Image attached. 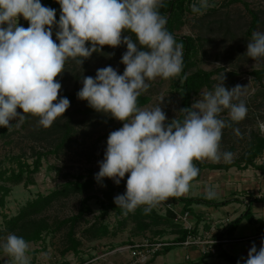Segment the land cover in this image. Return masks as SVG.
<instances>
[{"label":"clouds","instance_id":"clouds-1","mask_svg":"<svg viewBox=\"0 0 264 264\" xmlns=\"http://www.w3.org/2000/svg\"><path fill=\"white\" fill-rule=\"evenodd\" d=\"M57 3L58 21L56 10L42 5L41 0H0V127L10 129L15 121L18 128L27 114L38 117L40 126L50 127L70 107L68 98H58L62 86L56 78L64 72L65 63L71 59L82 66L103 46L124 44L123 74L111 66L98 69L94 78L83 77L77 92V98L97 112L123 122L109 134L94 177L101 186L104 178L119 185L128 174L126 192L114 198L115 205L125 214L143 206L148 214L169 197L190 190V182L199 174L194 161L232 162L234 154L220 150L222 130L231 127L221 113L227 110L235 123L246 118L248 109L240 99L246 87L236 85L229 90L223 76V83L180 110L182 120L167 123L161 106L138 107V97L150 87L146 81L170 79L183 69L184 45L167 30V17L159 11L164 0ZM210 6L208 0H199L190 7L203 15ZM20 17L29 22L27 28L18 24ZM53 28L57 29L56 40ZM125 32L134 34L136 40ZM246 54L253 61L264 58V32L252 33ZM257 125L264 134V122L258 120ZM233 131L241 136L238 128ZM216 195L212 187L205 188L207 199ZM0 248L12 264H30L29 243L23 237L10 233ZM245 264H264V240L259 249L252 244Z\"/></svg>","mask_w":264,"mask_h":264},{"label":"rangeland","instance_id":"rangeland-1","mask_svg":"<svg viewBox=\"0 0 264 264\" xmlns=\"http://www.w3.org/2000/svg\"><path fill=\"white\" fill-rule=\"evenodd\" d=\"M231 1L208 0L211 6L203 15L191 13L185 9L188 6L191 10L190 6L193 3L198 4L199 0H191L190 3L185 1L183 5L185 10L179 16L180 19L177 22L174 34L177 37H191L197 42V54L195 58H192L195 63V66L191 69L192 72L196 70L213 72L211 89H202L197 95L193 96V103L201 98V93L212 91L216 85L223 83V76L225 77L224 86L229 90L236 85L246 87L240 97V99L245 101L248 109L246 118L239 123H235L229 120L227 110L221 113V118L233 125L231 124V127H226L222 130L220 150L221 152H232L234 157L231 163H233L244 155L245 150H247V141L251 134L258 132L264 138V134L259 131L257 125L258 120L264 122V77L259 81L252 74L253 72L264 70V58L253 61L246 54L247 43L251 40L247 36L251 23V16L248 10L256 13L260 20V24L253 32H264V0H241V3H231ZM244 3L248 8L244 6ZM41 4L43 5V0H41ZM25 21L23 17H20L18 24L24 27ZM124 35L130 34L125 32ZM53 39L56 40V36H53ZM56 42L58 43V40ZM87 46L90 47L91 45ZM126 51L127 47L124 44L116 48L103 46L100 52L93 53L91 57L84 60L82 66L69 59L64 65V72L56 78L62 86L59 94H74L78 92L82 88L83 77L91 76L94 78L97 70L106 66L113 67L118 73L122 72L125 69V65L120 61ZM146 82L150 84V87L147 92L142 94L149 99V102L142 109H152L156 106H161L167 117L166 123L178 118V92L182 84L180 75L170 79L157 77L155 80ZM84 109L85 106L82 100L78 99L74 105L66 110L64 116L58 117L53 122L62 124L70 118L75 126V131L66 147L42 159V166L39 172L32 178L33 185L24 186L23 183L19 185L5 183L11 191L6 199V205L1 211L0 232H6V221L16 217L22 207L28 202L35 201L38 196H47L54 191L61 190L64 184L73 182L78 177L89 179V176L92 175V178L95 179V174L99 172V162L104 159L107 138L112 131L121 128L123 122L96 110L92 114H85L84 116ZM17 111L22 113V109H17ZM38 119V117L27 114L25 121L20 127L17 128L16 122L12 121L11 128H5V134L0 132L1 171H16L17 161L31 165L35 160V153L54 151L57 144L55 138L59 136L53 133L50 127L44 128L40 126ZM236 128L241 132L240 137L234 134L233 129ZM43 129L47 130L44 132L48 133L40 134ZM37 135H39L40 139H36ZM196 163L200 166L227 164L223 160L219 163H214L207 159L196 161ZM254 164L264 165V151L254 161ZM231 170L235 174L237 171L240 172L236 168H231L229 171ZM247 170L254 169L248 168ZM224 172L226 171L202 169L199 172L200 180L190 183V190L184 196L190 198L205 195L208 179L221 178ZM239 174H236V176ZM250 174L251 177L254 175L252 171ZM104 180L109 182L108 184L111 187L116 186L112 179L104 178ZM123 180L124 178L121 179V181ZM2 183L0 182V184ZM103 185L94 186L90 194L101 198V191H105L108 187L106 184ZM125 192V186H116L113 199ZM82 198L79 196L59 197L36 218L43 219L51 227L52 231L57 222L78 213ZM169 199L170 197L154 209L157 215L165 214L164 204L168 203ZM88 206L91 212L85 215L83 221L75 229V236L81 242L79 255H73L70 252L63 255L66 247V233L69 229L64 227L56 232L44 233L42 240L39 242L29 243L27 254L30 257V261L35 255L33 264H80L84 262L97 264L103 260L114 263L111 257H115L117 264H119L127 261L129 256L126 253L117 254L116 256L107 255L112 249L116 250L117 247L124 246L125 243L131 241H170L175 234V230L169 227L151 228L140 233L131 219L128 218V213L116 216L115 212H109L103 222L109 230L107 237L89 241L83 235V231L97 220L101 213V207L97 199H92ZM125 218H127L126 222L123 220ZM122 223L123 226L121 225ZM7 236L8 234L0 236V244L6 240ZM102 255L107 256L99 258ZM97 258L99 260H95ZM0 264H12V260L2 252Z\"/></svg>","mask_w":264,"mask_h":264},{"label":"trees","instance_id":"trees-1","mask_svg":"<svg viewBox=\"0 0 264 264\" xmlns=\"http://www.w3.org/2000/svg\"><path fill=\"white\" fill-rule=\"evenodd\" d=\"M185 1H188V3L191 2V0H164V6L159 9L160 13L167 17V24H166L167 30L174 36L177 43H183L184 45L183 69L180 74L182 84L178 92L179 95L178 118L181 120L183 119V114L180 113V110L183 108L191 107V105L193 104L192 101L193 96L197 95L202 89L204 88L208 90L211 89L212 87L211 78L213 77V72H205L203 70H196L194 72L191 71V69L195 66V63L194 61H192V58H195L197 54V46H196L197 42L191 37H177L174 34L175 27L180 19L179 16H181L182 12L186 9L187 11L193 13L188 6H186L185 9H183L184 8L183 5ZM231 3H241V0H232ZM43 5L56 10V20L58 21L60 16V5L57 3V0H43ZM244 6L248 8V6L245 3ZM248 13L251 16V23H250V29L247 32V36L251 38L253 31L260 24V20L256 13L249 10ZM28 26H29V22L25 21L24 27L27 28ZM56 30H57L56 28H53V36H55ZM127 33H129L132 36V39L134 41L136 40L134 34L130 32ZM123 71L119 72L118 74H123ZM252 74L260 81L264 77V70L259 72H253ZM60 97L68 98L70 101V106L74 105L78 100L77 92L74 94H69V93L58 94V98ZM148 102L149 99L147 97H144L143 94H141V96L138 97V101H137L138 107L142 108L146 104H148ZM82 103L85 106V109L83 110L84 116L85 114L86 115L92 114L94 112V109L88 105L87 101L82 100ZM50 128L53 133L59 136L55 138L57 144L54 148V151H49L46 153H41V152L35 153V160L31 165H27L26 163H21L17 161L16 171L14 170L1 171L0 169V182H3L2 184H0V216H1V211L4 209L6 205V199L11 191L10 188L6 186L5 183L10 185H19L22 183L24 186L33 185L32 178L34 175H36L39 172L42 166V159L47 157L48 155L59 152L61 149L66 147V145L70 143L71 138L75 131V126L73 125L70 118H68L62 124H59V122H55L50 126ZM44 131L47 130L44 129L41 130L40 134L48 133ZM0 132L2 134H5V128L0 127ZM36 139H40L39 135L36 136ZM247 142H248L247 150H245L244 155L240 159H238L237 161L231 164L227 163L225 165H217V166L214 165L200 166L199 164L196 163V161H194V163L199 168V172L202 169H209L213 171L216 170L228 171L231 168H236L237 170L240 171H244L247 170L248 168H252L256 171L263 172L264 165L263 166L255 165L254 161L257 158H259L264 151V138L260 135V133L257 132L251 134ZM7 174H9L8 177H6ZM199 177L200 175L198 174V176L190 183L197 182L199 180ZM127 178H128V174H126L124 180L121 181L120 184L116 186L126 187ZM108 183L109 182L103 179L102 184H106L108 185V187L105 191H101V198H97L92 194H90L92 193L94 186L101 184L98 183L95 179H93L92 175L89 176V179H83L81 177H78L75 179V181L64 184L61 190L54 191L47 196H38V198L35 201L28 202L24 207H22L19 213L16 215V217L6 221L7 230L6 232L5 231L0 232V236L1 235L5 236L7 234L12 233L19 237H23L28 243H36L42 240V235L44 233L47 234L49 232H56L61 228L68 227L69 229L68 232L66 233V239H65L66 247L63 255L69 252L72 253L73 255H79V248L81 246V242L75 236V229L83 221L85 215L91 212L88 203L92 199H97L99 201V205L101 207V213L97 218V220L83 231V235H85L89 241H94L107 237V235L109 234V230L108 227L103 224V222L105 218L108 216L109 212H115L116 216H120L124 214V211L121 208L117 207L114 203L113 193L114 190L116 189V186L111 187ZM68 196L83 197L80 200L78 213L72 217L57 222V224L54 227V230L51 231L50 229L51 227L48 224H46L43 219H37L36 217L46 207H48L55 199L59 197H68ZM169 202L174 205L177 204L181 205L182 209L189 213L191 212V207L193 205L223 206L228 203V202H223L217 205L215 203H212L210 200L206 199L205 196H201L199 198H184L180 196L170 197ZM128 215H129L128 218L131 219L136 229L140 233L150 230L151 228H157V227L158 228L169 227L175 230L174 233L177 235L176 239L172 241H162L165 243H170L171 246H167L161 252H158L156 255H154L153 258H155L156 256L162 253H168L177 247H181L180 244L183 243L190 236L197 237V231L195 227H191L189 230H187L184 229L181 225L175 224L173 222L174 214L169 210H166L164 215H157L154 209L150 213L145 214L143 211V206H141L138 207L134 212L132 213L129 212ZM244 218H248V212H246L242 217L238 218L234 222L230 223L229 226L227 227L226 232L228 233L232 232L235 226ZM123 220L124 222H126L127 218ZM248 220L250 221V218H248ZM121 225L123 226V223ZM217 239L221 240L220 236H218ZM155 241L151 240L150 242H155ZM132 242L133 241L127 242L125 243V245L130 244ZM2 252L3 251L0 250V255L2 254ZM217 255L218 257L224 258L226 260L233 261V259L228 255H226V253L223 251L222 245L218 246ZM34 256L30 261V264L34 263L35 261ZM62 264H68V263H62ZM80 264H88V263L84 262Z\"/></svg>","mask_w":264,"mask_h":264},{"label":"crops","instance_id":"crops-1","mask_svg":"<svg viewBox=\"0 0 264 264\" xmlns=\"http://www.w3.org/2000/svg\"><path fill=\"white\" fill-rule=\"evenodd\" d=\"M251 171L254 173L252 177ZM238 172L236 174H240L236 176L235 172L228 170L223 173V177L208 179L206 184L217 193V198L208 200L217 205L223 202H228L227 204L223 206L193 205L189 218L192 227L196 228L197 237L217 239L220 236L221 239L227 240L228 243L223 244L222 249L233 261L218 257V255H203L196 247H177L176 250L156 256L148 264H237L238 261L239 264H245L252 244L255 243L259 249L264 240L262 236L264 233V198H255L256 194H264V171L263 174L254 170ZM184 195L180 197L188 198ZM246 212H248L250 221L244 218L232 232H226L229 224ZM176 238L177 235L174 234L170 241ZM111 259L114 263L103 260L97 264H117L115 257Z\"/></svg>","mask_w":264,"mask_h":264},{"label":"built area","instance_id":"built-area-1","mask_svg":"<svg viewBox=\"0 0 264 264\" xmlns=\"http://www.w3.org/2000/svg\"><path fill=\"white\" fill-rule=\"evenodd\" d=\"M255 198L262 199L264 198V194H256ZM164 208L166 210L171 211L174 214L175 224L181 225L184 229L187 230H189L192 227L189 220L190 213L184 211L181 205L165 203ZM262 236L264 237V233L262 234ZM225 243H228V241L224 239L219 240V239H214L212 237L203 239L200 237L190 236L183 243H181L180 246L184 248L196 247L200 249V252L203 255H207V254L217 255L218 246L223 245ZM167 246H171V244L162 241H155V242H150L148 240L133 241L130 244H126L124 246L118 247L116 250L107 253V255L126 253L129 256L128 260L124 262H120L119 264H146L154 257V255H156L158 252H161ZM105 256L102 255L99 258H103ZM99 258L95 260H98Z\"/></svg>","mask_w":264,"mask_h":264}]
</instances>
